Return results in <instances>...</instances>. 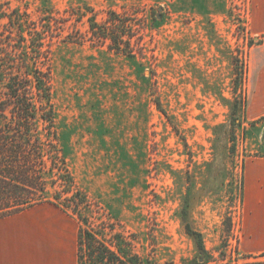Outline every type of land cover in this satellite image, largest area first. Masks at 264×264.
Here are the masks:
<instances>
[{
    "label": "rangeland",
    "instance_id": "obj_1",
    "mask_svg": "<svg viewBox=\"0 0 264 264\" xmlns=\"http://www.w3.org/2000/svg\"><path fill=\"white\" fill-rule=\"evenodd\" d=\"M15 9L38 23L56 12L47 45L56 124L103 241L145 264H192L187 211L210 263L245 264L244 163L264 156L252 60V49L264 55V0H0V31ZM111 12L126 21L135 57L91 30V17L105 25ZM235 103L245 108L236 128ZM44 205L34 212L62 215L72 245L78 219Z\"/></svg>",
    "mask_w": 264,
    "mask_h": 264
},
{
    "label": "trees",
    "instance_id": "obj_2",
    "mask_svg": "<svg viewBox=\"0 0 264 264\" xmlns=\"http://www.w3.org/2000/svg\"><path fill=\"white\" fill-rule=\"evenodd\" d=\"M55 14H44V22L38 23L15 9L7 17L5 30L0 31V219L39 205H53L80 223L78 264H145L121 241L114 249L107 245L86 215L92 205L76 183L56 124L47 49L57 30ZM110 15V23L105 25H97L96 18L91 17V30H98L96 37L108 43L110 50L135 57L134 37L126 33V21L117 12ZM157 105L167 116L159 102ZM244 111L241 105L233 104L229 126H240L238 112ZM187 218L186 211L187 231L198 252L192 264H212L203 235L191 227ZM246 259L245 264H264V254ZM221 264L229 263L222 259Z\"/></svg>",
    "mask_w": 264,
    "mask_h": 264
},
{
    "label": "crops",
    "instance_id": "obj_3",
    "mask_svg": "<svg viewBox=\"0 0 264 264\" xmlns=\"http://www.w3.org/2000/svg\"><path fill=\"white\" fill-rule=\"evenodd\" d=\"M258 49V50H257ZM257 50V51H256ZM252 49L258 87L254 93L257 118L264 117V55ZM260 51V55L253 52ZM39 205L0 219V264H78V235L71 245L62 215L47 219L34 212ZM68 218V216H67ZM70 218V217H69ZM239 249L243 256L264 254V156L246 159L243 172ZM53 222V223H51Z\"/></svg>",
    "mask_w": 264,
    "mask_h": 264
}]
</instances>
